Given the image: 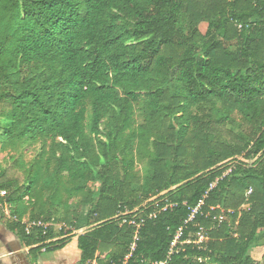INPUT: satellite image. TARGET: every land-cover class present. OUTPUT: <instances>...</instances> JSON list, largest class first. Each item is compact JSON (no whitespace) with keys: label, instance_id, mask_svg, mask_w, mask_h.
Listing matches in <instances>:
<instances>
[{"label":"trees","instance_id":"trees-1","mask_svg":"<svg viewBox=\"0 0 264 264\" xmlns=\"http://www.w3.org/2000/svg\"><path fill=\"white\" fill-rule=\"evenodd\" d=\"M35 143L31 165L0 162L15 264L76 237L78 264L161 262L181 229L187 241L199 227L204 248L189 245L171 264H255L264 0H0V154ZM79 196L83 225L71 222ZM153 199L167 211L146 222L130 256L135 229L122 221ZM201 203L226 221L186 224ZM53 219L84 233L27 235L21 223Z\"/></svg>","mask_w":264,"mask_h":264},{"label":"built area","instance_id":"built-area-1","mask_svg":"<svg viewBox=\"0 0 264 264\" xmlns=\"http://www.w3.org/2000/svg\"><path fill=\"white\" fill-rule=\"evenodd\" d=\"M214 188V185L212 186ZM252 193V190L249 191V194ZM6 196V192H1V197ZM152 203V208L149 210L148 204ZM162 203L161 201H157V199H153L146 203L144 205L143 211L136 210L134 213H137L131 217V219H124L122 221L121 225H129L135 229V238L134 242L131 246V255L136 250V242L139 240V232L140 230L146 225L147 221L154 220L157 218V215L159 213L167 211V207H163L160 205ZM204 203H201L197 208L192 210V214L189 217V220L186 221V224L192 222L194 218L201 214V216H205L207 219H212L213 225L215 224H222L226 221V212L223 208H212L210 212L205 215L203 212H201V208ZM171 207L173 205H170ZM169 206V207H170ZM220 211V213L216 216H213V212ZM14 220L19 223L18 218H14ZM22 225L25 227V233L27 235H31L34 231H40L43 235H47L51 230L55 231L57 233H62L63 238L69 237L71 235H77L82 233V230L76 231L71 226L67 225L66 223L57 222L54 219L51 221H45V220H33V221H25L23 220ZM182 232L183 229H181L176 237L174 238L173 242L170 245L169 252L167 255V258L164 261L161 262H153V263H145V264H171L172 258L174 255L185 252L186 247L189 245H194L195 247L202 249L204 248L205 243L208 240V233L207 229L204 227H199L197 233L194 235L195 240H182ZM129 256V257H130ZM128 257V258H129ZM201 261V260H200Z\"/></svg>","mask_w":264,"mask_h":264},{"label":"rangeland","instance_id":"rangeland-1","mask_svg":"<svg viewBox=\"0 0 264 264\" xmlns=\"http://www.w3.org/2000/svg\"><path fill=\"white\" fill-rule=\"evenodd\" d=\"M41 149L42 144L35 143L27 145L25 147H20L17 151L8 150L7 152L0 154V162L9 159L10 157H22L28 165H31L37 159L39 153L41 152ZM138 169L140 170L141 166H138ZM82 197L83 196H79L71 201L73 205V210L76 211V215L80 218V220H77L76 217L71 216V222H78L79 225L84 224L85 215L87 213L86 208L82 205ZM9 215L10 214L8 207H2L0 205V264H12L11 257L8 254V250L5 245L6 242H4L6 241L5 236H7L5 235V232H7L6 228H8L10 225ZM65 217L66 210L60 209L58 219H64ZM82 231L83 232L77 234V236L83 234L84 230ZM75 242L76 240H73L68 245V248H66L67 250L51 254L44 253L43 255H40L38 261L35 264H78L80 260V250L78 249V247H73ZM250 255L255 264H264V230L261 231L259 241L251 250Z\"/></svg>","mask_w":264,"mask_h":264},{"label":"crops","instance_id":"crops-1","mask_svg":"<svg viewBox=\"0 0 264 264\" xmlns=\"http://www.w3.org/2000/svg\"><path fill=\"white\" fill-rule=\"evenodd\" d=\"M7 231V230H6ZM9 232L7 231V232H5V235H7V236H5L6 237V241H4V242H6V243H14V244H16L17 243V240H16V238L13 236V235H11L10 233L8 234ZM4 234V233H3ZM73 240H76V242L74 243V245H73V247H78V239H77V237L76 238H73L72 239V241ZM71 241V242H72ZM70 242V243H71ZM6 245V244H5ZM7 247V246H6ZM66 248H68V246L66 247ZM63 249V250H67V249ZM79 249V248H78ZM8 250V249H7ZM62 250V251H63ZM25 252H28L29 251V249H25L24 250ZM60 252V251H59ZM57 253V252H56ZM8 254L10 255V257H11V263L12 264H15V262L13 261V258H12V254H10V252H9V250H8ZM80 255H81V252H80Z\"/></svg>","mask_w":264,"mask_h":264}]
</instances>
